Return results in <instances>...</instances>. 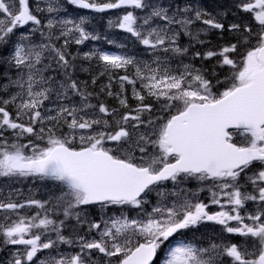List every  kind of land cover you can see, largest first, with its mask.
<instances>
[{
	"label": "snow or ice",
	"instance_id": "1",
	"mask_svg": "<svg viewBox=\"0 0 264 264\" xmlns=\"http://www.w3.org/2000/svg\"><path fill=\"white\" fill-rule=\"evenodd\" d=\"M67 3L95 13L150 7L146 0H67ZM238 7L252 13L259 26L253 32L251 27L244 25L247 35L241 34L240 43L250 46L242 59L238 62L229 56V53L237 51V44L205 54V58L220 56L219 65L228 66L230 70V75L223 81L219 77L216 79V84L224 85L223 91L214 93L216 85L206 78L202 70L190 64H183V71L176 74L167 66L166 59L157 58L154 61L157 66L152 67L147 62L141 66L134 57L124 55L99 51L85 54L89 59L95 55L108 72L126 71L130 65L134 68L133 78L128 75L119 77V102L123 107H129L123 95L126 82L132 85V96L139 105L130 110L135 115H122L111 131H106L112 128L107 119L79 115L86 108L93 107L91 104L80 109L62 106L55 109V115L51 114L53 110L45 107V101L50 99L54 78L44 75L50 65L43 68L38 65L42 63L44 51L54 53L57 63L62 62L61 67L65 69L70 67L69 61L64 51L55 45L25 43L30 41V35L21 34V42L15 44L14 52L5 61L17 69V78L9 77V83L3 85V89L7 91L16 87L19 91L8 99L0 98V136L11 130L17 140L27 135L34 141H44V146L33 141L28 144L9 143L7 140L0 143V176H31L58 182L60 195L56 197V206L63 209L65 217L74 215L79 220L81 212L73 210L83 211L90 205H98L101 210L126 205L139 209L141 218L129 219L126 215L109 217L102 219V229L101 223H90L89 231L100 230L98 240L80 237V253L69 256L57 252V256L49 254L45 259L37 258V254L61 243H72L61 234L62 221L61 225H56L46 214L40 218L38 213L31 219L19 217L11 223H0V235L4 237L5 245L24 246L23 253L18 252L10 264H25V261L32 264L34 258H37V264H96L91 259L92 250L107 258L105 264H153L171 237L178 233L182 237L186 230L206 222L222 225L227 233L245 240L240 245L212 243L207 248L179 240L174 246L168 244L162 264H219L222 256L231 258L230 264H264V0H246ZM61 8V5L47 0L46 11L49 14L59 13ZM44 10L37 3L35 11ZM183 11L188 13L190 9L185 7ZM0 17V46L8 43L15 30L26 26L31 33L39 31L41 36L45 35L39 27L42 20L30 9L29 0H18V5L16 0H0ZM205 17L209 14L199 9L195 10L193 19L187 15L182 18L176 14L169 15L166 8L151 6L150 13L142 18L143 24H138L141 18L133 11H126L116 20L110 19L109 25L130 33L149 49L165 53L172 51L182 56L188 49L177 45L180 32L172 26L179 25L185 35L203 43L199 41L200 31L206 34L208 29L193 34L190 27L194 21L202 20L209 29H224L222 23ZM153 18H159L166 24L145 29L144 26L150 25ZM88 22L87 16H80L78 21L48 18L44 27L49 30L59 27L60 36H72L74 43L83 44L87 40L100 39L86 30L84 25ZM240 27L235 23L230 25L231 30L238 31ZM52 35L49 31L47 38L51 40ZM253 36L256 37L255 43H251ZM68 42L65 40V46ZM138 82L140 91L136 88ZM59 88L57 99L67 97L69 88L87 99L74 81L67 87L61 83ZM107 94L113 95L111 91ZM147 97L162 102L160 111L168 113L167 118L157 116V120L163 121L158 125L151 117L146 122L141 119L153 108L151 103H144ZM9 105L15 106V114L8 110ZM113 111L103 104L99 106V112L105 116L112 115ZM129 121L133 122L132 130L139 129L142 124L154 125L152 134L139 133L133 139V131L127 126ZM62 125L67 126L68 132L57 135L56 129ZM236 134L242 137L239 143L234 142ZM109 142L114 146L108 147ZM148 146L157 151L149 153ZM28 148L31 154H26L25 149ZM131 149L138 150L141 155L137 158ZM188 178L212 181V187L208 189L211 204L222 209L231 207L210 213L208 204L199 200L193 202L188 195L181 197L179 193L172 192L171 195L178 199L170 205L158 203L150 213L143 208L148 203V193L155 191L161 200L168 195L160 187L164 182L172 181L178 185ZM249 184L252 191H242ZM213 188L219 191H213ZM224 198L226 204L221 203ZM247 202L256 203L257 210L241 215V209L247 212ZM27 203L41 209L45 207L37 200ZM24 207V203L11 200L0 202V210L6 212L17 213ZM4 219L7 221L11 217L5 216ZM231 221L236 223L230 225ZM33 229L44 231L33 233ZM49 230L56 233V239L42 242L41 236L47 235Z\"/></svg>",
	"mask_w": 264,
	"mask_h": 264
},
{
	"label": "trees",
	"instance_id": "2",
	"mask_svg": "<svg viewBox=\"0 0 264 264\" xmlns=\"http://www.w3.org/2000/svg\"><path fill=\"white\" fill-rule=\"evenodd\" d=\"M57 1L59 5L62 6V9H70V4L67 3V0H53ZM176 3H179L180 0H174ZM191 1V0H187ZM218 1L221 0H210V3H212L213 6L216 7V4ZM219 6V5H218ZM224 11V29L223 31L218 29H209L208 26H205L201 21L200 22H194L190 30L195 34L198 30L202 29H208L207 33L205 34L204 31H200L199 41H203V43L198 42L196 39H193L192 37L185 35L184 32L180 29V35L177 38V45H179L181 48H187L188 51L184 55H176L172 51H169L167 53L160 51V50H152L146 47L145 45L141 44L135 37H133L131 34L122 31L118 27H112L111 28V37L110 39L102 40L100 41L99 45L97 46V49L91 48L87 42L84 44H76L73 42L72 36L69 37H63L59 35V27H57V37L58 39H55L54 31L55 29L49 30L47 27H44L43 24L40 26L41 30L45 32V40L46 44L51 43L55 45V47L60 48L64 51L66 59H68L70 67H67L65 69L64 67H61V63H57V59L53 58V66L50 68V71L45 73H51L48 75H55L57 77V84L63 83L66 87L70 84V82L74 81L77 84V87L79 89V92L84 93L85 96H87V99L85 100L83 96L76 94L73 90L69 88L68 95L74 94L72 97V101L76 103L79 102L80 104H91L93 107L89 108L88 112L92 113L94 112L97 114L96 118H103L107 119L109 123L112 125V128L106 129V131H111L116 127V121L121 118L124 114H129L130 110L135 109L139 105V101L133 98L132 96V85H129L125 82V91L123 93L124 96L127 98L128 108L123 107L119 100H120V81L119 77L121 75H128L130 78H133L135 75L134 68L130 65L128 66L127 70L124 69L116 70L115 72H108L105 71V66L102 61H100L95 55H93L92 58H85V54L87 53H93L96 52H105L109 54H115V55H124L128 57H134L137 62H141V66L143 65V62H147L152 67H156L157 65L154 63V61L157 58H160L162 61L167 60V66L170 68V70L176 74H179V72L183 71V64H190L195 69H200L204 72L206 78L210 79L216 87L213 88V92L223 91L224 85L223 84H216V79L219 77L221 81L225 79V76L230 75V70L228 66L221 67L218 63L220 61V56H213L211 58H205V54L208 51L213 52H219L223 47L229 46L231 44H237V51L234 53H229V56L232 58H235L238 62L240 59H242L241 54L244 53V48L247 47L245 44H242L240 42L235 43L236 39L239 41L242 40V35H247V33L244 30V25H247L246 22V14L245 12L238 7L234 3H230L227 0L221 1V10ZM77 11V9H73ZM124 10V9H120ZM130 10V9H129ZM136 10V9H135ZM131 9L130 11H135ZM35 14H38L35 10H32ZM119 11V10H115ZM114 11V12H115ZM123 15V14H121ZM95 22L98 24L97 27L103 28V14H100L99 16L96 15ZM233 18L238 19V24L241 26L240 29L237 30H231L230 27V21ZM43 23H47L46 21H43ZM46 25V24H44ZM51 31L53 33L51 40L47 38V34ZM75 35V34H73ZM65 40H68L67 46H65ZM9 41V38H8ZM110 41L114 43H110ZM199 53L200 55H196ZM45 54L51 55L52 52L45 51ZM76 61V62H75ZM83 63V65H82ZM80 64V65H79ZM86 66V67H84ZM164 66L163 64L161 65ZM7 66L3 63V61L0 60V98L6 99L9 98L11 94L16 93V91H19L16 87H10L5 91L3 89V85L8 84L7 78L3 79L2 76L6 73ZM104 73L101 75V73ZM95 80V83L93 81ZM108 85H111L109 88ZM136 88L138 91L141 90L139 82L136 84ZM111 91L113 95L109 96L107 93ZM143 94V93H142ZM54 95V89L50 93V96ZM61 100V99H60ZM17 103H19L17 101ZM145 104L151 103L153 105L151 113L145 112L141 119L145 120V122L148 120L149 117H151L155 124L158 125L162 123V120H157V116H164L167 118L168 113L161 112L159 108V104L162 102H157L151 97H147L144 101ZM103 104L104 106L108 107L110 111L115 110L112 112V115L105 116L103 113L99 112V106ZM8 110L15 114V106L9 105ZM131 115H135L134 111H131ZM80 115V114H79ZM69 119H71L69 117ZM27 123V121H23ZM133 122L129 121V124L127 125L130 130L131 124ZM51 125H49L50 127ZM154 125H147L142 124L140 126L139 131H143L144 133L148 130H153ZM68 131V128L66 125H62L60 128L56 129V134L60 135V133H64ZM155 137V136H154ZM29 141H33L35 143L41 142L44 144V141H34V138L31 136L25 135L23 138L20 139V144H28ZM108 147H111V145L108 143ZM77 147L79 145L77 144ZM29 149V148H28ZM28 149H25L27 152L26 154H29ZM57 209H60L57 207ZM58 221L62 220V230H63V236L67 237L69 233L75 231V233H81L84 234L85 230L84 227H76L74 225V221L71 218L61 216L57 219ZM73 221V222H72Z\"/></svg>",
	"mask_w": 264,
	"mask_h": 264
},
{
	"label": "rangeland",
	"instance_id": "3",
	"mask_svg": "<svg viewBox=\"0 0 264 264\" xmlns=\"http://www.w3.org/2000/svg\"><path fill=\"white\" fill-rule=\"evenodd\" d=\"M52 2L54 4H58L57 1H53ZM174 0H146V3L149 4V8H145L143 10L141 9H136L135 15H137L138 17H140L141 19H139L138 21H141V23L139 22L138 24H143V17H145L146 15H148L151 11V6H158V7H162V8H166L168 10V14L169 15H173L176 14L178 17H184L185 15L192 17L194 19V15H195V10H197L198 8H191L188 4L184 3L182 5H175ZM16 3L18 5V0H16ZM37 3H39V6L42 9H45L44 11L41 12H37V16L38 18H40L43 21L47 22L48 18H56V19H64V18H68V19H74V20H79L80 16H87L88 17V23L84 25V27L86 28V30L90 33H93L95 35H98L100 37V39L98 40H87V44L90 45L91 48H96L98 43H100L101 41V37L102 39H110L111 35L107 32L108 27H111L109 25V20H116L118 15L114 14V13H109L108 15L105 16L104 20L106 21V27L103 28V30H100V28H98L96 25V23L94 22V15L87 13V12H80V11H74L72 9H68L66 8L65 10L61 8V10L59 11V13H51L49 14L46 11L47 8V0H29V4H31L30 9L32 8V10L36 9V5ZM187 7L190 9V11L188 13H185L183 11V9ZM179 9V12L177 11ZM202 11V9H200ZM35 14V13H34ZM217 15L216 14H209V17H205V18H215ZM2 18V17H0ZM42 21V22H43ZM202 21V20H201ZM197 22V21H194ZM46 24V23H44ZM166 24L165 21L160 20L159 18H153L152 21L150 22V25H145V29L149 28V27H155L157 25H164ZM173 29H175L176 31L180 30L179 25H173L172 26ZM103 32V33H102ZM59 33V32H58ZM21 34L24 35H32L30 29L28 27L17 31L15 30L13 37L11 38L12 40L8 41V43L6 45H2L0 46V53H6L9 54L8 57L11 56V54L14 52V48H15V44L18 42H21ZM34 34V33H33ZM75 34V33H74ZM102 34V35H101ZM56 35H57V31H56ZM76 35V34H75ZM85 42V43H86ZM25 43H28V41H25ZM84 44V43H83ZM81 45V44H79ZM7 57V58H8ZM43 60L42 63L40 65H38V67H45L46 65H50V67H48L47 72L50 71V68L52 67L51 65L53 64L52 59L55 58V54L53 55H43ZM51 73H45L44 75L46 77H52L54 78L52 81V88L54 89V95L50 96V99L45 101V107L46 108H50L52 109V115H55V109L62 107V106H75L77 109H80L82 107H84L85 105H87L86 103L84 104H80L79 102L76 103H72L70 101H72V97L74 96V94H69L67 97H63L61 96L59 99H57V92L60 91L59 85L57 84V77L55 75H48ZM17 92V91H16ZM8 99V98H6ZM61 99V100H60ZM19 102V100H17ZM89 110V108H86L85 111L80 112L81 115H85L86 118H96L97 114L95 113H90L87 112ZM41 111H44V108L41 109ZM6 131L3 132V135L0 136V143H3L5 140H7L9 143H20L19 140L16 139V137L13 135L12 131L10 132ZM8 132V133H7ZM68 131L65 132V134ZM142 133H144L142 131ZM145 133L151 135L152 132L151 131H146ZM59 134L61 135L62 133L59 132ZM139 132L137 130H134L133 132V139H135V136L138 135ZM41 142H38V144H40ZM41 146H44V144H40ZM131 151L135 152V155L137 156V158L141 155V153L138 152V150L136 151V149H131ZM157 150L155 148H153L152 146H148V152L149 153H154ZM28 152L31 154L30 148L28 149ZM203 182L204 181H199L195 178H188L186 180H182L181 183L177 184H173V182H170V185L166 188H161V190L165 191L166 193H168V195L161 200V197L157 195V193L155 191L148 193L147 194V200L148 203L143 205V208L147 211V212H151L152 208L157 205L158 203H164V204H171V202L175 201V199L177 200L178 197L177 196H172L171 193L172 192H177L179 193V195L182 197L184 195H188L190 199L193 200V202H196L197 199L199 200V198L201 197V194L199 193L200 189L203 187ZM18 188V189H17ZM181 189H183V191H181ZM53 190H57V192H53V194L49 195L46 194L49 191H53ZM195 190V192H193ZM39 193L41 195H49L50 196V200L51 203L54 205L57 203L56 197H58L60 195V186L58 184V182L53 181V180H48V179H40L38 177H19V176H13V177H2L0 176V202H8L9 200L16 202V203H24L25 207L22 209H18L17 213H13L10 210L9 211H1L0 212V223H11L14 220L19 219V217H24L26 219H28L26 217V215L24 214V210L28 211V212H34L35 214H38L39 212L41 213L40 218H42L45 214L47 216H50L49 211H47V207L46 204H44V208L41 209L35 205H28V201L30 200H36L37 197L39 196ZM193 194H197V195H193ZM172 196V197H171ZM155 199V200H153ZM153 200V201H152ZM210 202V201H209ZM61 208V207H60ZM123 208V206H111L107 209L101 210L100 207L98 208H90V209H85L83 211H81V209H74L73 212L76 211H80L81 215L79 220H77V218L72 215V216H68V218H72L73 221L75 222L76 226L78 227H84L85 233H87V235H82L81 233H75V231L69 233V235L66 237L68 240H70L72 243L71 244H58V246H54L53 249H47V250H43L42 252H39L37 254V258L39 259H45L49 256V254H51L52 256H57V252L59 253H63L64 255H75L80 253V246H79V238L83 237L86 240H92V239H99V231L97 229H92L91 231H89V224L90 223H101V229L104 227L103 223H102V219L106 220L109 217H121L122 215H126L129 219H133V218H141V216L138 215V213L140 212L139 209H135V208H131V207H126L125 210H127V212L125 213V211H122V209L120 211H118V209ZM215 209V208H214ZM208 210L210 211V213H215L217 212V210ZM5 216H10L11 219L5 221ZM96 218H98L96 220ZM57 225H61V223H57ZM62 228V225H61ZM205 228H208V226L206 225ZM195 230V232H193ZM193 231H191L188 235L190 237L189 240H182L183 242H191L194 239H198L199 235H197L198 233L196 232L197 228H194ZM32 231H34V233L36 232H43V229H33ZM61 234L63 235V230L61 231ZM186 235V231L184 233L183 236ZM70 236V237H69ZM87 236V237H86ZM65 237V236H64ZM69 237V238H68ZM86 237V238H85ZM175 237V240H173L172 238ZM170 238V240L167 242L170 244H173V246L175 245V243L177 241H179V237H181V235L178 233L175 236H173ZM56 239V233L49 230L47 235H42L41 236V241L44 242L47 239ZM0 241H2V250H0V253H2L1 257H0V264H10V262L13 260L14 256L19 252V253H23L24 250V246L23 245H5L3 243L4 241V237L2 235H0ZM200 241V240H198ZM166 244L162 247V249H166ZM162 249L161 251V256L158 260V264H162V257H163V251ZM37 258H34V261L32 262V264H37ZM59 258V257H57ZM91 259L96 261V264H105L106 261V257L103 256V254L99 253L96 250H92L91 252ZM25 264H27V261H25Z\"/></svg>",
	"mask_w": 264,
	"mask_h": 264
},
{
	"label": "flooded vegetation",
	"instance_id": "4",
	"mask_svg": "<svg viewBox=\"0 0 264 264\" xmlns=\"http://www.w3.org/2000/svg\"><path fill=\"white\" fill-rule=\"evenodd\" d=\"M240 4L242 2H246V0H239ZM250 18H251V28H253L254 25V18L252 13H249ZM234 142H238V136L237 134L234 135ZM212 183L210 184H203L202 188L203 190L199 191V193L201 194V197L199 198L200 202H204L206 204L209 205L207 210H217V211H222V210H228V208H230L231 206H228V208L222 209L219 205H215V204H211V197H210V193L208 191V189L210 187H212ZM213 191H219V189L217 188H213ZM242 191H252V186L246 185L245 188L242 189ZM198 200V199H197ZM210 201V202H209ZM222 204H226V198L221 200ZM245 208L247 209V212H245L244 209H241V215H247L248 213H253L257 210V204L254 202H247L245 205ZM210 212V211H209ZM57 220V218H56ZM248 223H250V221H246ZM230 225H234L236 222L235 221H231L229 222ZM208 226V228H205V226ZM193 229H189L186 230V235H185V239L184 240H189V233L191 231H193ZM197 233L199 235V246L202 248H207L209 247L212 243L218 244V245H223V244H229V243H235L237 245H240L241 243L244 242L245 238L241 237L239 235H234V234H229L226 231L223 230V226L216 224L214 222H206L204 224H201L199 227H197ZM231 258L227 257V256H222L220 257V262L219 264H223V262H228L230 264Z\"/></svg>",
	"mask_w": 264,
	"mask_h": 264
},
{
	"label": "bare ground",
	"instance_id": "5",
	"mask_svg": "<svg viewBox=\"0 0 264 264\" xmlns=\"http://www.w3.org/2000/svg\"><path fill=\"white\" fill-rule=\"evenodd\" d=\"M75 62H76V61H75ZM79 65H80V64H79ZM82 65H83V63H82ZM84 67H86V66H84ZM86 68H87V67H86ZM17 189H18V188H17ZM86 237H87V236H86ZM86 237H85V238H86Z\"/></svg>",
	"mask_w": 264,
	"mask_h": 264
},
{
	"label": "water",
	"instance_id": "6",
	"mask_svg": "<svg viewBox=\"0 0 264 264\" xmlns=\"http://www.w3.org/2000/svg\"><path fill=\"white\" fill-rule=\"evenodd\" d=\"M88 11H91V10H88Z\"/></svg>",
	"mask_w": 264,
	"mask_h": 264
}]
</instances>
